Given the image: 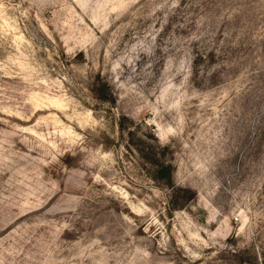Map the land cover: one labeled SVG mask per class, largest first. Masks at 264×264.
<instances>
[{"label": "rangeland", "instance_id": "1", "mask_svg": "<svg viewBox=\"0 0 264 264\" xmlns=\"http://www.w3.org/2000/svg\"><path fill=\"white\" fill-rule=\"evenodd\" d=\"M0 264H264V0H0Z\"/></svg>", "mask_w": 264, "mask_h": 264}, {"label": "trees", "instance_id": "2", "mask_svg": "<svg viewBox=\"0 0 264 264\" xmlns=\"http://www.w3.org/2000/svg\"><path fill=\"white\" fill-rule=\"evenodd\" d=\"M157 166L159 167L157 169V174H156V178L157 179H163L166 181V184L167 185H170V186H174L173 185V172L171 170V165L169 164H166V163H158Z\"/></svg>", "mask_w": 264, "mask_h": 264}]
</instances>
